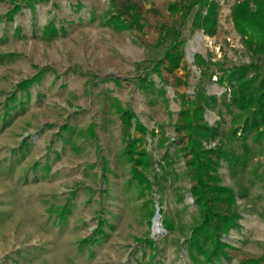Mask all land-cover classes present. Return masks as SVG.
Returning <instances> with one entry per match:
<instances>
[{"label": "rangeland", "instance_id": "obj_1", "mask_svg": "<svg viewBox=\"0 0 264 264\" xmlns=\"http://www.w3.org/2000/svg\"><path fill=\"white\" fill-rule=\"evenodd\" d=\"M193 1L0 0V264H192L181 246L198 218L175 130L181 99H192L199 86L219 98L226 92L216 76L201 78L197 55L209 72L220 62L257 60L233 21V7L242 0H213L212 36L193 26L206 8L198 4L185 16ZM178 3L182 10L173 15L171 5ZM125 6L141 27L112 24L117 15L130 21ZM176 33L181 67L155 72V61L168 64L164 55ZM145 74L154 82L148 89L138 84ZM32 79L28 88L19 87ZM113 99L157 132L142 144L161 178L153 195L131 182ZM220 107L206 109L204 119L228 133L231 117ZM163 135L175 144L162 146ZM232 146L241 149L235 141ZM166 150L178 175L161 170ZM263 160L253 158L244 172L224 161L218 169L221 183L237 194L240 213L238 226L223 236L231 246L223 264L264 256ZM152 196L156 213L149 219L145 201ZM165 216L174 221L171 232Z\"/></svg>", "mask_w": 264, "mask_h": 264}, {"label": "trees", "instance_id": "obj_2", "mask_svg": "<svg viewBox=\"0 0 264 264\" xmlns=\"http://www.w3.org/2000/svg\"><path fill=\"white\" fill-rule=\"evenodd\" d=\"M10 1L15 2V0ZM198 4L206 8V13L199 11L194 18L193 26L212 36L215 34L217 22L216 3L213 0H194L191 4L185 5V16ZM171 7L173 15L179 14L182 10L179 3ZM17 8L8 16L14 15ZM125 10L130 14V21L126 22L128 20L121 19L122 16L117 15L113 17L112 24L121 29L135 25L141 27L139 17L133 14V9L125 6ZM232 17L248 52L252 57L256 56L257 60L231 66L220 62L216 71L209 72L210 67L207 62L202 56L197 55L195 65L201 70V78L208 77L210 80L216 76L217 82L225 86L226 92L219 98L208 95L204 87H197L192 99L182 97V109L175 123L176 133L182 143L180 150L183 152L186 171L193 183L190 193L198 212V218L193 219L190 224V234L181 245L187 250L192 264H223V259H228L227 249L231 247L223 240V236L228 235L231 229L238 226L240 213L236 201L237 194L231 187L221 183L218 172L221 163L224 161L232 170L244 172L253 158L259 156L264 159V0L237 2L233 7ZM51 31H55L54 28ZM179 36V33H176L173 45L164 55L168 64H164L162 60L153 63L152 68L155 72L160 73L161 66L171 73L181 67ZM37 78L38 76L34 79ZM33 82V79L23 81L19 87L28 88ZM138 84L141 88L148 89L154 82L149 80V74H145L138 78ZM113 104L121 114L122 138L126 143L124 154L130 163L131 182L136 183L141 194L153 195L154 188H159L161 178L153 167L152 156L142 144L147 134L155 137L157 132L149 131L136 114L129 108H122L117 99H113ZM218 106H221L222 113L227 112L231 117L228 133L217 125L210 126L204 119L206 109H215ZM136 133L142 135L137 137ZM91 135H96L94 127L91 129ZM216 140L217 143L212 145ZM223 140H231V142L226 144ZM159 141L162 146L174 145L176 142H171L164 135ZM234 141L241 146L240 150H235L232 146ZM170 154L169 150L165 151L163 156L165 163L161 170L164 171L168 167L170 168L166 171L168 174L178 175L172 167ZM260 167L264 172V160L260 163ZM151 174L152 178H150ZM164 181L169 182L167 177H164ZM243 195H246V188ZM145 203L151 209L148 215L150 219L156 213L153 196ZM159 206L160 211L164 212L163 205L159 203ZM163 222L168 232L175 229L172 219L165 216ZM147 242L154 248L153 240L148 239ZM245 264H264V256L247 260Z\"/></svg>", "mask_w": 264, "mask_h": 264}, {"label": "water", "instance_id": "obj_3", "mask_svg": "<svg viewBox=\"0 0 264 264\" xmlns=\"http://www.w3.org/2000/svg\"><path fill=\"white\" fill-rule=\"evenodd\" d=\"M157 208H158V205H157ZM159 216L160 215L157 213L156 217H155V220H154V226H158L157 220H158Z\"/></svg>", "mask_w": 264, "mask_h": 264}]
</instances>
